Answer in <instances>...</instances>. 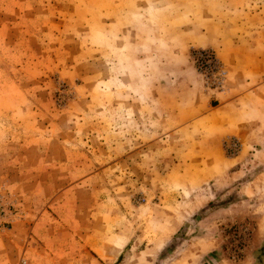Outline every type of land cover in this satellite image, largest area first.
Here are the masks:
<instances>
[{"label": "rangeland", "instance_id": "obj_1", "mask_svg": "<svg viewBox=\"0 0 264 264\" xmlns=\"http://www.w3.org/2000/svg\"><path fill=\"white\" fill-rule=\"evenodd\" d=\"M262 70L264 0H0V264H264Z\"/></svg>", "mask_w": 264, "mask_h": 264}, {"label": "built area", "instance_id": "obj_2", "mask_svg": "<svg viewBox=\"0 0 264 264\" xmlns=\"http://www.w3.org/2000/svg\"><path fill=\"white\" fill-rule=\"evenodd\" d=\"M194 61L208 84L215 87L221 86L227 71L215 52L205 48L198 50L194 56ZM237 145V141L233 139L230 140L228 147L235 150Z\"/></svg>", "mask_w": 264, "mask_h": 264}, {"label": "crops", "instance_id": "obj_3", "mask_svg": "<svg viewBox=\"0 0 264 264\" xmlns=\"http://www.w3.org/2000/svg\"><path fill=\"white\" fill-rule=\"evenodd\" d=\"M263 76H264V70H262V71L259 73V76H258L257 80H255V81H258V79H262ZM260 89H261V86H258V87L253 88V89L251 90V92H252V93H253V92H254V93H257L258 91H260ZM221 92H223V90L214 89L213 92H212L213 94H211V95H214V97H213V96H211V97L213 98V100H217V101L220 102L219 104H216V105H215L216 107L220 106V108H222V109H228L230 103H234V101H231V102H228V103H225V104H221V101H220V99L218 98V94L221 93ZM237 100H238V99H237ZM235 101H236V100H235ZM235 103H236V102H235ZM211 104H212V103H210L209 108L214 107V106L211 105Z\"/></svg>", "mask_w": 264, "mask_h": 264}]
</instances>
